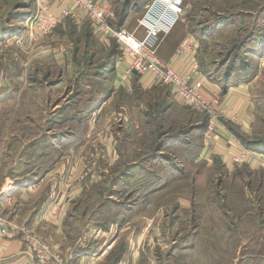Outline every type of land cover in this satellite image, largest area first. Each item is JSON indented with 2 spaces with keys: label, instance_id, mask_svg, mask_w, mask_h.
I'll return each mask as SVG.
<instances>
[{
  "label": "rangeland",
  "instance_id": "374dc122",
  "mask_svg": "<svg viewBox=\"0 0 264 264\" xmlns=\"http://www.w3.org/2000/svg\"><path fill=\"white\" fill-rule=\"evenodd\" d=\"M22 1L0 0V18L6 12H12L15 5ZM152 1L114 0L115 4L111 7L120 14L127 7L129 10L142 6L140 20L146 10L143 11L144 7ZM5 4L7 8H4ZM184 4L187 8L185 15L193 23L195 35L200 40L203 62L217 61L216 68L227 63L226 73L233 68L231 73L237 76V80L249 83L254 118L248 139L243 143L247 149L264 154V0H184ZM224 19H234V26H220V31L208 34L210 37L200 34L199 24L210 21L203 26L208 27L206 32H209L211 27L221 24ZM82 23L68 19L67 35L60 28L57 57L58 61L65 60L54 67L51 66L54 57L50 63L48 49L40 41H46L59 27L51 33L40 30L32 33L28 28V44L17 40L9 46L13 68L9 67L10 62L4 57L0 65V85L8 81L7 71H16L19 87H13L15 94L28 96L39 92L43 96L59 97L62 105L59 111L68 113V117L75 116L73 128L78 123L84 125L85 118L90 116L89 129L85 127L86 133L78 141L87 145L85 151L75 149L73 153L74 162L79 160L82 164L81 168H75V171L78 170L75 175L83 177L84 190L71 206L83 202L82 207L92 210L102 207L113 209V223L117 222L119 226L124 224V221L120 222L122 210L133 213L131 228L122 232L117 255L127 251L126 240L134 244L133 254H138L135 244L139 240L145 244L143 257L148 253L154 259H162L161 264H264V175L244 166L227 170L218 157L206 156L203 150L205 142L209 141L205 137L208 116L181 105L167 87L152 88L147 94L135 93L137 103L123 93L115 105L112 99L109 106L111 114L108 112L100 117L88 114L92 106L87 101L102 94L109 96L113 90L109 81L103 83V80L94 79L88 67L94 57L97 56V60L105 58L104 50L97 47L91 57L80 51L85 49V42L93 32L88 22L81 29L76 26ZM62 53L71 56L64 58ZM68 60L76 61L79 69L84 68L83 72H75L71 77L73 81L77 76L82 82L79 87L76 86L74 95L67 98L70 102L62 100L67 93L68 80L58 90L48 85L59 80L61 75L70 79L58 67ZM46 61L49 63L45 64ZM51 71L53 76L49 79ZM32 83L37 86L30 88L28 85ZM78 93L80 97L82 94L81 99L76 98ZM148 99L151 103L159 101L158 105H153L154 111L150 112L149 126L144 116L146 113L142 115L139 108V102ZM45 106L48 105L42 107ZM29 107L30 111L40 108L39 105H26L24 108ZM17 114L21 115L8 109L2 115L0 110V147L3 138L6 141L9 139L7 132L10 134L23 129L18 125ZM76 116L81 117L80 121L76 120ZM28 130L25 127V131ZM8 143H5V150L0 151V180L9 171L13 174L23 170L21 167L5 166L8 162L4 160L11 154ZM113 149L117 154L116 164L113 162ZM12 154L15 159L24 155L17 151ZM44 154L51 155L52 159L61 156L60 152L50 153L47 150ZM206 158L213 162L208 163ZM260 165L264 167V164ZM109 197H113L112 200H108ZM98 216L91 219L104 221L105 216ZM108 219L112 220L109 216ZM158 240L167 244L168 248L162 251ZM172 242H175V248H182L184 254L172 256Z\"/></svg>",
  "mask_w": 264,
  "mask_h": 264
},
{
  "label": "crops",
  "instance_id": "0c3cea01",
  "mask_svg": "<svg viewBox=\"0 0 264 264\" xmlns=\"http://www.w3.org/2000/svg\"><path fill=\"white\" fill-rule=\"evenodd\" d=\"M97 2L101 5L115 4L114 0H97ZM69 5L72 7L71 4ZM115 6L117 7V4ZM7 7L5 4L4 8ZM141 7L136 8L134 6L128 10L129 15L123 24L127 31L134 32L137 29L142 13ZM35 9V0H23L15 5L12 12H6L4 17L0 18V65L3 64L4 57L10 62L9 67L13 68L11 65V63L13 64V58L10 59L12 55L8 53L12 41L22 40L24 44L29 43L30 39L27 37V31L29 30L28 28L26 30L25 27L28 26V19L35 13ZM145 9L146 6L143 11ZM69 20L71 21V19ZM67 21L68 19H65L57 32L51 34L46 41H40V44H45L44 48L48 49L50 63H52L54 57V63L51 66L65 60L58 61L57 46L60 38V28L67 35ZM83 22L76 26L81 29L86 21ZM209 22L204 23V25L206 26ZM204 25L199 24L198 27L201 35L209 36L214 33H207L206 28L208 27H203ZM229 25L234 26V19L222 20L221 24L216 25L215 32L220 31L218 29L220 26L227 27ZM92 33L87 43L85 42V49L80 51L83 52V55L91 57L95 55L97 47L104 50L105 58L97 60V56L94 57L92 59L94 61L88 67L90 66L89 70L93 73L94 79L103 80V83L109 81L113 92L106 97L101 93V96L90 99V102L87 101V104L92 106V110L88 114L93 113L100 117L110 112L109 106L112 104V99L113 105H115L119 95L123 93L137 103L134 98L135 93L143 92L147 94L150 93L152 88H158L150 77H133L129 81H123L121 70L115 68L113 62L114 52L119 51L117 42L113 39L96 36L97 34L94 31ZM195 33L193 23L185 15L169 35L161 38L158 53L162 61L171 64L177 71L191 73L193 65L196 64L199 67V74L193 80L200 82L204 95L209 99L216 100L219 111L223 110L225 112L217 124V133L212 137H206L209 141L205 142L204 154L209 157H218L220 164L226 167L227 170L244 166V168L251 169L255 173L260 171L259 173L264 175V167L260 163L248 159L244 163L236 165L233 160L235 151L246 148L244 143L248 139L247 135L252 128L254 103L249 83L245 80H237V76L231 73L234 71L233 68L226 73L227 63L224 67L216 68L217 61L213 60L212 63L203 62L200 56V40ZM137 36L143 38L144 35L142 31H138ZM189 38L194 41L192 49L188 53L180 54L179 47L184 40ZM89 41L91 42L89 43ZM195 47H198L197 50H195ZM78 48H80V45ZM62 55L64 56L63 53ZM68 56L71 55H65L64 58H69ZM193 56L196 59L194 63L192 61ZM48 63L49 61L45 62V64ZM77 65L74 60H68L64 65H59L58 67L63 69L64 72L60 71L66 73L70 79H66L67 76L64 75L63 77L61 75L59 80L48 84L51 88L58 90L61 84H65L68 80L67 93L62 99L67 102H70L67 98L72 94L74 95L75 90L82 82V80L80 81L81 78L77 76L73 81L71 80L75 72L81 73L84 70V68L79 69ZM235 68L238 69V67ZM6 74L9 76L8 81L1 82L0 85V110H2V115L8 109L21 113V115L17 114L18 118L16 120L23 129L10 132V134L7 132V135H9V139H7L9 141L8 151L11 154L4 161L8 162L5 164L7 167H21L23 170L13 174H10L9 171L7 176L0 180V213L3 214L11 226L27 227L35 239L51 250L55 259L66 264H161L162 259L158 257L154 259L148 253L145 258L143 257V254H145L144 241L137 240L135 246L138 254H133L134 244L126 240L125 243L128 244L127 251L117 255L118 243L120 238L123 237L122 232L128 231L133 221L132 212L129 213L127 209L120 212V215H122L120 222L124 221V224L119 226L117 222L113 223V209L102 207L92 210L82 207L83 202L77 206H71L73 200L79 197L84 190L83 177L81 174L79 177L75 175L78 171H75V168H81L82 164L80 165L79 160H76V163L74 162L73 153L75 149H78V152L85 151L87 145L82 141H78L82 139L83 133H86L85 127L87 126V129H89L88 120L90 116L85 118L84 125L78 123L73 128L75 116L70 115L68 117V113L64 114L59 111L62 106L59 97L43 96L39 92H37V95H16L13 87H19V82L16 81L19 74L14 70L13 72L9 71V73L7 71ZM52 76L51 71L48 78L50 79ZM78 76L81 77V74ZM28 86L31 88L37 85L32 83ZM77 95L76 98L81 99L82 94L81 97L80 93ZM158 103L157 100L151 103L149 99L146 102H139L142 115L146 113L144 116L148 126L150 125V112L151 110L154 111L153 105H158ZM26 105H39L40 108L38 111L34 109L30 111L31 108L29 107L26 108L29 111H25L24 107ZM43 105L48 106L42 107ZM21 108L24 111H20ZM170 110L168 108V112ZM235 117L238 120H235L237 119ZM80 118L76 116V120L80 121ZM25 127L30 131H25ZM80 129L82 130L80 131ZM5 136L6 134L3 132V137ZM7 141L3 138L0 151L5 150L4 146ZM45 150L50 151V153L52 151L55 153L60 152L61 156L52 159L51 155H43ZM14 151L24 153L23 157L13 158L12 153ZM113 151L115 152L113 162L115 161L116 164L117 154L114 149ZM206 161L208 163L213 162L210 158H206ZM112 198L107 199L112 200ZM95 215H99L98 218L105 216L104 221L92 220L91 217L93 218ZM108 216L112 220L108 219ZM157 244L162 251L168 248L167 244L159 240ZM172 244L173 247L176 245L175 242H172ZM178 254H184L182 248L174 247L172 256L177 257ZM113 257L117 259L113 261ZM36 261L33 248L25 240L0 239V264H37Z\"/></svg>",
  "mask_w": 264,
  "mask_h": 264
},
{
  "label": "built area",
  "instance_id": "2783aa9c",
  "mask_svg": "<svg viewBox=\"0 0 264 264\" xmlns=\"http://www.w3.org/2000/svg\"><path fill=\"white\" fill-rule=\"evenodd\" d=\"M35 3V13L27 22V28L32 33L36 30L51 33L65 19L77 23L88 22L98 36L117 42L120 54L115 60V68L121 70L123 81H129L133 77H150L156 86L169 88L181 105L208 116L205 137H212L217 133V124L225 112L219 111L218 102L207 98L202 84L193 80L199 74V67L194 64L191 73L177 71L171 64L162 61L158 53L161 38L169 35L185 16L184 0H153L146 7L134 32L119 26L114 7L101 5L97 0H35ZM138 31H142L143 38L137 36ZM193 43V39L184 40L179 53H188ZM192 61H196L194 56ZM248 159L264 164V154L245 147L241 151H235L233 160L237 164ZM0 239L25 240L33 248L37 264H66L55 259L51 250L35 239L27 227L11 226L1 213Z\"/></svg>",
  "mask_w": 264,
  "mask_h": 264
},
{
  "label": "trees",
  "instance_id": "16d2710c",
  "mask_svg": "<svg viewBox=\"0 0 264 264\" xmlns=\"http://www.w3.org/2000/svg\"><path fill=\"white\" fill-rule=\"evenodd\" d=\"M128 7H127V9H126V11H124V12H122V13H120V14H118V21H119V26L120 27H123V24H124V22H125V20L127 19V17H128ZM218 25V24H217ZM214 31H216V24L213 26V27H211L210 28V30H209V32H207V33H210V32H214ZM119 50V49H118ZM120 54V51H115L114 52V59H113V62H114V64H115V60H116V58H117V56Z\"/></svg>",
  "mask_w": 264,
  "mask_h": 264
}]
</instances>
